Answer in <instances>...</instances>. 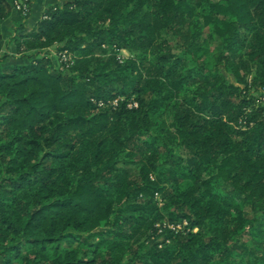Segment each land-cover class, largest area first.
<instances>
[{"label": "trees", "instance_id": "1", "mask_svg": "<svg viewBox=\"0 0 264 264\" xmlns=\"http://www.w3.org/2000/svg\"><path fill=\"white\" fill-rule=\"evenodd\" d=\"M12 11L0 264L264 262V0H63L11 37L15 61Z\"/></svg>", "mask_w": 264, "mask_h": 264}, {"label": "rangeland", "instance_id": "2", "mask_svg": "<svg viewBox=\"0 0 264 264\" xmlns=\"http://www.w3.org/2000/svg\"><path fill=\"white\" fill-rule=\"evenodd\" d=\"M60 1L58 0H52L51 1V5L53 4H59ZM47 6V8L49 7ZM46 8V9H47ZM13 11L16 12V18L13 19V21H8L4 27H2V32H3V35H4V40L2 41V54L4 53H7L9 56H8V59L10 61H15L17 60L19 57H20V54L17 53L16 51V47H15V41L12 40L13 36L16 34V33H19L17 32L20 28H27V29H30L33 27V25L35 24V22L39 19L37 18V16L39 15L38 12H33V14H31V11H32V5H31V10H30V14L27 16V17H24L14 6H13ZM45 12V11H44ZM44 12H41L42 14ZM19 14V15H18ZM12 16V14H11ZM10 16V17H11ZM41 17V16H40ZM37 18V20H36ZM12 37V38H11ZM12 41H11V40ZM204 39H207L208 40V48H209V51H210V59L212 60L213 57L219 53L220 51L223 50V45L220 43V40L219 38H217L216 36H213L212 34V29L211 27H207L204 29ZM6 40H10V45L7 44V41ZM61 45L60 44H55L51 47H49L48 49L44 50L47 52V54L52 57V59L54 60V64L56 65V67L58 68H62L64 69L65 66H63L64 63H68L69 62V57H65L64 55V52H61L59 51V47ZM241 53H244V50L241 49V48H237V54H241ZM118 56H120L121 59H128V58H133L134 56L127 50H121L118 54ZM213 61V60H212ZM194 64V61H191L189 63L190 66H192ZM219 70L220 72L227 78L228 81L232 82V83H235L241 87H244L243 84H239L236 80V78L234 77V75L227 71L223 65H220L219 66ZM251 93L254 95V97L256 99H258L259 101H263L264 102V92L258 90L256 87H253L251 89ZM114 103H116V101H114ZM176 157H183L185 159V154H183V151L182 150H177L176 153H175ZM185 184V182H184ZM160 201V204L162 205V201L159 199ZM75 245V244H74ZM243 264H246L245 261H243ZM261 264H264V262H262Z\"/></svg>", "mask_w": 264, "mask_h": 264}, {"label": "built area", "instance_id": "3", "mask_svg": "<svg viewBox=\"0 0 264 264\" xmlns=\"http://www.w3.org/2000/svg\"><path fill=\"white\" fill-rule=\"evenodd\" d=\"M62 3L63 0H58ZM32 0H13V6L24 16L27 17L30 14ZM65 57H69V62H73V56L71 53L65 51ZM136 105V104H135Z\"/></svg>", "mask_w": 264, "mask_h": 264}, {"label": "crops", "instance_id": "4", "mask_svg": "<svg viewBox=\"0 0 264 264\" xmlns=\"http://www.w3.org/2000/svg\"><path fill=\"white\" fill-rule=\"evenodd\" d=\"M51 1L52 0H32V11H31V14H33V12H38L39 15L37 16V18H39L42 13L41 12H44L47 8V6H49L51 4ZM16 12L15 11H12V16L8 19H6L4 22H3V25L2 27L5 26V24L8 22V21H13L14 18H16ZM19 15V14H18ZM36 18V20H37Z\"/></svg>", "mask_w": 264, "mask_h": 264}]
</instances>
